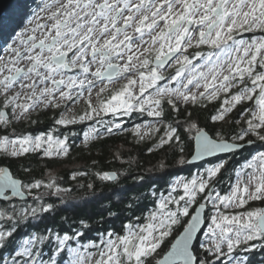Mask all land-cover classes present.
Returning a JSON list of instances; mask_svg holds the SVG:
<instances>
[{"label": "snow or ice", "instance_id": "obj_1", "mask_svg": "<svg viewBox=\"0 0 264 264\" xmlns=\"http://www.w3.org/2000/svg\"><path fill=\"white\" fill-rule=\"evenodd\" d=\"M39 11L34 26L17 33L9 54L0 60V96L3 109L11 113L0 110V126L7 129L22 120L37 124L39 120L31 119L37 109H59L62 102L75 103L85 92L87 109L78 116L62 111L53 117L50 129L35 134L13 129L0 135V154L67 156L69 135L57 134L58 126L75 125L101 113L146 112L162 123L148 125L146 131L137 125L134 131L140 140L162 131L155 148L167 147L179 165L204 161L207 166L190 179L175 180L167 195L160 194L148 223L135 227L129 223L126 234L106 231L101 237L107 239L100 238L99 244L89 236L95 221L83 217L75 226L67 217L43 229L33 224L59 211L56 204L42 202L46 195L60 196L71 189H62L51 178L25 182L10 170V163L0 166V201L9 205L0 210V264H264V207L237 213L222 210L264 202V36L250 41L236 38L241 32H264V0H46ZM136 38L139 44L134 43ZM201 46L208 50L197 51L193 58L186 54L189 48ZM195 58L203 64L193 63ZM170 61L175 71L165 77L161 69ZM73 69L79 73L68 75ZM118 79L125 81L122 86L100 99L108 91L105 84L93 106L96 81L110 84ZM166 79L169 83L161 86L159 82ZM218 100L221 103L210 117L214 122H226L241 106L244 126L230 138L216 129L205 130L191 119V112L183 122H163L166 107L179 113L180 105L207 107ZM253 100L254 107H243ZM120 126L113 122L105 131ZM98 135L99 130L91 127L83 133V141ZM250 136L255 139H246ZM256 141L261 150L250 153L241 168L251 169L246 179L237 172L233 190L221 195L212 186L213 178L226 169L231 157ZM167 167L161 162L160 168ZM101 179L118 181V175L106 171ZM138 180L143 182L144 177ZM42 187L48 191L35 192ZM178 188L182 194L173 195ZM200 194L204 195L198 201ZM26 195L34 197V206L12 204L14 198ZM132 204L127 205L129 210ZM99 219L102 224L103 217ZM176 226L183 231L160 257L158 250L173 237ZM198 233L206 239L200 240ZM85 239L88 242L82 244ZM89 248L98 251L93 255Z\"/></svg>", "mask_w": 264, "mask_h": 264}, {"label": "trees", "instance_id": "obj_2", "mask_svg": "<svg viewBox=\"0 0 264 264\" xmlns=\"http://www.w3.org/2000/svg\"><path fill=\"white\" fill-rule=\"evenodd\" d=\"M43 0H13L7 11L0 18V47L7 46V41L18 29L23 19H29L36 7L41 5ZM11 44V43H10ZM9 47V45H8ZM7 47V48H8ZM6 48V47H5ZM220 101H213L207 107L200 105L180 106L181 112L171 111L165 108V119L163 122L181 121L187 118V113L191 112V119L197 122L206 130L216 129L225 138H230L239 132L244 126L243 120L239 117L241 106L234 109L226 122H214L211 115L215 114V109L219 107ZM253 101L247 102L243 107L253 105ZM3 101H0V109ZM84 110L78 112L82 114ZM62 109H41L32 114L31 119L39 120V123L32 124L29 120L14 122L7 129L0 126V135L10 134L13 129L16 133L48 130L53 126V117H58ZM160 121L157 118L149 116L146 112H134L130 116H116L113 114H100L91 120L78 122L70 126H58L59 133L69 135V154L65 158L42 156V153H30L19 158L5 157L0 154V161H4L0 166H8L11 164V171L16 177L21 178L25 182L42 179L47 182L50 178L54 179L62 189H71L70 193H62L60 196H45L42 202H52L56 204L59 211L49 216H44V222L33 224L40 229L46 225H51L53 221H60L63 217H67L70 222L78 221L80 218L95 221L89 236L99 244L100 238L107 239L106 236L101 237L102 233L112 230L116 234H126L127 224L140 226L149 221L152 211L158 208L160 194L167 195L171 191V183L178 177L190 179L197 172H203V168L207 165L204 161L191 165H179L173 157L172 152L165 147L163 150L155 148L154 145L158 140L157 133L154 137L144 138L140 140L135 135V127L142 122ZM234 121H240L234 123ZM119 122V128H113L110 133L106 132L107 127H112V123ZM95 126L99 130L97 139H90L87 143L80 142L83 140V133L88 131L91 126ZM75 133V135H70ZM246 139H255L250 136ZM191 141V150L194 152V140L192 135L187 137ZM259 141L254 146H249L243 152L237 153L230 158V163L226 169L222 171L218 177L213 178V187L216 191H227V186L232 184L237 172L242 168L245 158L249 157L259 147ZM152 148V151L149 149ZM261 150V149H260ZM224 155V154H223ZM186 158L190 159V155ZM214 158L207 161H213ZM161 162H165L168 167L160 168ZM24 168H29V172H25ZM114 171L118 175V181H104L101 179L103 172ZM234 173L229 178L230 173ZM75 175V179H73ZM143 176L144 181L139 182L138 177ZM229 178V179H228ZM228 179L227 186L222 187L224 180ZM91 185L92 187H88ZM48 190L41 188L35 190L36 193H44ZM54 191V190H53ZM155 192L156 195H152ZM182 194V189H177L173 195ZM204 194L198 195V201L202 200ZM63 201V203H61ZM135 201L134 204L132 202ZM13 205L18 208L24 204L35 205L34 197L19 200L14 199ZM132 204L131 209L127 207ZM258 204L264 206V202L259 201ZM9 207L8 204L0 201V210ZM196 207V205H193ZM210 207V206H209ZM109 212L112 215H108ZM208 213V210L206 214ZM103 217L102 224L100 219ZM183 228L176 226L173 237L158 251L160 257L169 249L174 237L181 232ZM206 231V228H204ZM200 240L205 237L200 234ZM87 239L81 241L82 244L87 243ZM75 246V245H73ZM98 250L89 248L88 251ZM47 251V250H45ZM67 259V256L65 257Z\"/></svg>", "mask_w": 264, "mask_h": 264}, {"label": "rangeland", "instance_id": "obj_3", "mask_svg": "<svg viewBox=\"0 0 264 264\" xmlns=\"http://www.w3.org/2000/svg\"><path fill=\"white\" fill-rule=\"evenodd\" d=\"M38 1V0H37ZM46 2V0H43L42 1V3H41V5L39 6V7H36L35 8V10H34V12H33V15H31V17L29 18V19H23V21H22V23L20 24V26L18 27V29L17 30H15L14 31V33H13V35L10 37V39L7 41V43L6 44H8V45H11L12 43H13V41H15L16 39H17V33H20L21 31H22V29L23 28H25V27H32V26H34V23H35V20H36V16H38V15H41V13H40V8L43 6V4ZM29 21H33V24H29ZM260 31V30H259ZM260 36H264V32H261L260 31V33H258V34H256L253 38H259ZM145 40H147L148 39V37L147 36H145V38H144ZM243 40H245V39H243ZM11 43V44H10ZM134 43L135 44H139L140 43V41H139V39L138 38H136V39H134ZM8 45L6 46H4V47H0V60H3V58H5L9 53H8ZM6 47V48H5ZM70 56H71V54H69ZM199 60V61H198ZM197 61H196V59H193V63H201V64H203V60L200 58V59H198ZM79 73V70L78 69H73L71 72H67V74L68 75H76V74H78ZM89 78H91V77H89ZM125 81L124 80H122V79H118V80H115L114 82H112V83H108L107 81H105L104 82V84H101L99 81H96V86L92 89V100H93V106H96L97 104H98V98H97V95H96V93L99 91V89L101 88V87H104L105 86V84H107V87H108V91H105L104 93H102L101 94V96L99 97L100 99H102V98H104V97H106L107 95H109V93H110V91L111 90H113V89H117V88H119L120 86H122V84L124 83ZM159 84L161 85V86H164V85H167L168 83L167 82H163V83H160L159 82ZM170 86H175V82H172V84L170 85ZM15 90H19V89H14V91ZM154 90L153 89H149V92H153ZM193 91H195V89H193ZM233 91H236V89H233ZM74 95H75V90H74ZM86 100H87V92H85V95H84V97H81V98H79V99H77L76 101H75V103H73V102H71V101H64V102H62V107L61 108H59V109H62V111L63 112H65L67 115H77L78 116V112H80V111H82V110H86L87 109V103H86ZM0 101H3V97L2 96H0ZM253 105H250L249 107H254L255 106V101L253 100ZM64 105H67V108H65L64 107ZM180 106H186V105H180ZM50 109H53V108H50ZM0 110H3V106H1V109ZM8 111H9V114L11 115V113H10V109H7ZM41 109H37L36 110V112H34V113H32V114H35V113H37L38 111H40ZM101 114H104V113H101ZM108 114H111V113H108ZM116 116H123V115H116ZM93 117H95V116H93ZM239 117H240V115H239ZM240 119H241V117H240ZM242 120V119H241ZM23 121V120H22ZM18 122H21V121H16V123H18ZM117 123H119V122H117ZM161 121H155V120H153V121H151V122H142V123H140L139 125H141L142 126V131H146V129H147V126L148 125H151V126H153V127H159V126H161ZM88 126H91V125H88ZM91 127H95V126H91ZM90 127V128H91ZM96 128V127H95ZM88 131H89V129H88ZM157 133H153L151 136H145V138H150V137H154L155 135H156ZM80 142H84L83 140H81ZM260 150V149H259ZM256 151H258V149L256 150ZM43 156V155H42ZM61 158H65L66 156H60ZM243 164H245V162L243 163ZM251 171V169H243V170H241V169H239V172H240V179L241 180H244V179H246V176H245V173L246 172H250ZM233 174L234 173H230L229 174V178H231L232 176H233ZM179 178H184V179H186L185 177H178L177 179H179ZM228 178V179H229ZM177 179H175V180H177ZM228 179H226V180H224V182H223V184H222V187H224L226 184H227V182H228ZM174 180V181H175ZM174 181L171 183V187H172V185H173V183H174ZM236 182H237V175L235 176V178H234V180L232 181V184H230V186H227V191L224 193V192H221L220 190H218V192H220V194L221 195H225V194H228L229 192H231L232 190H233V188H234V186H235V184H236ZM225 186V187H226ZM258 202L259 201H249V203L248 204H246L243 208H235V207H229L228 209H223L222 208V210L223 211H226V212H229V213H237V212H243V211H246V210H250V209H253V208H261V207H263V206H261L260 204H258ZM146 223H148V222H146ZM146 223H144V224H146ZM144 224H142V225H144ZM142 225H140V226H142ZM206 238V237H205ZM83 251V250H82ZM98 250H90V251H88V252H91L93 255H95L96 254V252H97ZM159 251V250H158ZM162 257V256H161ZM157 258H160V257H157Z\"/></svg>", "mask_w": 264, "mask_h": 264}, {"label": "flooded vegetation", "instance_id": "obj_4", "mask_svg": "<svg viewBox=\"0 0 264 264\" xmlns=\"http://www.w3.org/2000/svg\"><path fill=\"white\" fill-rule=\"evenodd\" d=\"M258 33H260V31L259 30H255V31H252V32H241V33H238L237 35H236V38L237 39H245V40H251V39H253V37L256 35V34H258ZM208 49H207V47L206 46H201L200 48H196V47H192V48H189L188 50H187V53L186 54H188L189 56H190V58H193L194 56H195V53L197 52V51H203V52H206ZM196 59V61L198 60V59H200V58H195ZM199 61V60H198ZM175 65L172 63V62H170L166 67H164V69H161V71L163 72V75L165 76V77H169L170 75H172V74H174V71H175ZM163 82H167V83H169V81L166 79V80H163V81H160V83H163ZM206 239V238H205Z\"/></svg>", "mask_w": 264, "mask_h": 264}, {"label": "water", "instance_id": "obj_5", "mask_svg": "<svg viewBox=\"0 0 264 264\" xmlns=\"http://www.w3.org/2000/svg\"><path fill=\"white\" fill-rule=\"evenodd\" d=\"M13 0H0V18L2 17V15L7 11V9H8V7H9V5L11 4V2H12ZM171 62V61H170ZM169 62V63H170ZM167 65H165V67H166ZM72 70H68V72H71ZM3 110H5V111H8L7 109H3ZM10 115V114H9ZM206 130V129H205ZM194 145H195V142H194ZM194 148H195V146H194ZM218 155H223V154H218ZM191 158V157H190ZM211 158H213V157H206L205 158V160H208V159H211ZM200 162H202V161H195V162H193L192 164H196V163H200ZM5 167H7V166H5ZM11 170V169H10ZM111 172H114V171H111ZM18 178V177H17ZM21 179V178H20ZM27 198H30L29 196H25V197H23V198H14V199H19V200H23V199H27ZM264 207V206H263ZM207 210H208V208H206L205 209V213L207 212ZM183 231V230H182ZM200 234L198 233V236H199Z\"/></svg>", "mask_w": 264, "mask_h": 264}, {"label": "bare ground", "instance_id": "obj_6", "mask_svg": "<svg viewBox=\"0 0 264 264\" xmlns=\"http://www.w3.org/2000/svg\"><path fill=\"white\" fill-rule=\"evenodd\" d=\"M12 3V2H11ZM10 6V5H9ZM9 8V7H8ZM3 16V15H2Z\"/></svg>", "mask_w": 264, "mask_h": 264}]
</instances>
